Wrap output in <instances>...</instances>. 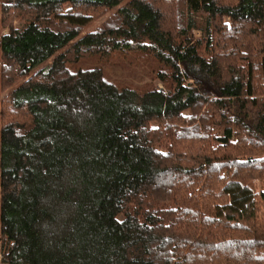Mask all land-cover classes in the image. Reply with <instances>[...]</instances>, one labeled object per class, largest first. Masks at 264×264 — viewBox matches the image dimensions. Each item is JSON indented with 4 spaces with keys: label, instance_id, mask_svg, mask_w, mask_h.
Masks as SVG:
<instances>
[{
    "label": "trees",
    "instance_id": "1",
    "mask_svg": "<svg viewBox=\"0 0 264 264\" xmlns=\"http://www.w3.org/2000/svg\"><path fill=\"white\" fill-rule=\"evenodd\" d=\"M0 91L5 264H264V0H0Z\"/></svg>",
    "mask_w": 264,
    "mask_h": 264
},
{
    "label": "rangeland",
    "instance_id": "2",
    "mask_svg": "<svg viewBox=\"0 0 264 264\" xmlns=\"http://www.w3.org/2000/svg\"><path fill=\"white\" fill-rule=\"evenodd\" d=\"M111 15V12L108 13L106 16L101 18L100 20L94 22L91 25H87L85 28L84 33L90 32L94 30L98 25H100L106 18H108ZM196 20L199 22L198 24L203 28L204 21L201 20V18H197ZM23 21L21 19H15L14 26L20 27L22 25ZM7 28L2 29V33H6ZM195 35L197 37H201L202 31L201 30H195ZM259 45L257 46V50H259ZM115 62V61H114ZM51 63V60L46 61L43 63L40 68L47 67ZM103 62L98 59L97 57H91V58H84L79 63L75 65H71L72 69H77L80 67H93L95 65H102ZM151 64L147 61L139 60L136 62V64L132 67L131 70H128L124 68L123 66H119V64L114 65H105V71H106V77H109L110 79H115L117 81L123 80L124 82L130 84L133 87H140L144 89L147 87L150 83H156L157 86L160 89H164V85L162 82H160L158 79H155L153 75L151 74ZM7 92H1L0 91V99L6 94ZM188 113V112H187ZM216 132L218 133V136H222L223 132L219 127L215 128ZM257 184L259 186V182L257 181ZM2 250V246H0V252ZM0 264H5L0 256Z\"/></svg>",
    "mask_w": 264,
    "mask_h": 264
}]
</instances>
